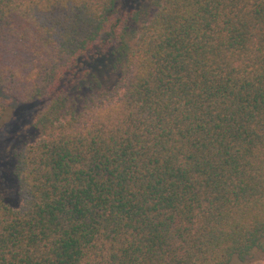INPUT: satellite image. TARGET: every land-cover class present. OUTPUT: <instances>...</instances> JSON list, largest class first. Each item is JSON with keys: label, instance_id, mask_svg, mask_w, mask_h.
<instances>
[{"label": "trees", "instance_id": "16d2710c", "mask_svg": "<svg viewBox=\"0 0 264 264\" xmlns=\"http://www.w3.org/2000/svg\"><path fill=\"white\" fill-rule=\"evenodd\" d=\"M151 9L0 0V93L39 132L0 264H264V0Z\"/></svg>", "mask_w": 264, "mask_h": 264}, {"label": "rangeland", "instance_id": "374dc122", "mask_svg": "<svg viewBox=\"0 0 264 264\" xmlns=\"http://www.w3.org/2000/svg\"><path fill=\"white\" fill-rule=\"evenodd\" d=\"M122 5L130 10L142 8L149 14L153 12L151 0H122ZM112 64L113 59L108 51L106 55L89 65L91 70L102 80L104 89L112 87L119 76L114 71ZM107 79L109 82H106ZM0 105L4 109L0 121V195L10 208L17 209L20 207V199L13 175L15 153L39 138V132L32 125L36 105L11 101L1 93ZM231 264L240 263L233 261Z\"/></svg>", "mask_w": 264, "mask_h": 264}]
</instances>
